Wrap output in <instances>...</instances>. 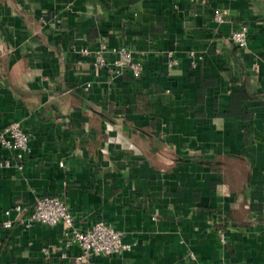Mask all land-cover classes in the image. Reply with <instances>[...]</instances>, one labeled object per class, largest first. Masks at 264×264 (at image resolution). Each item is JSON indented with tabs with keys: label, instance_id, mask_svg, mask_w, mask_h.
<instances>
[{
	"label": "crops",
	"instance_id": "0c3cea01",
	"mask_svg": "<svg viewBox=\"0 0 264 264\" xmlns=\"http://www.w3.org/2000/svg\"><path fill=\"white\" fill-rule=\"evenodd\" d=\"M101 40L141 73L77 64ZM12 120L30 151L0 165V264H76L61 224H3L46 194L81 229L123 231L131 247L95 264H264V0H0V128Z\"/></svg>",
	"mask_w": 264,
	"mask_h": 264
},
{
	"label": "built area",
	"instance_id": "2783aa9c",
	"mask_svg": "<svg viewBox=\"0 0 264 264\" xmlns=\"http://www.w3.org/2000/svg\"><path fill=\"white\" fill-rule=\"evenodd\" d=\"M224 18V11L219 9L214 11L215 20L222 21ZM248 31L246 24L233 27L228 34V39L237 46H244L247 42ZM74 50L78 55L77 64L80 65L85 59L91 58V64L98 72L102 71L114 76L123 73L126 69L135 75H139L142 71V65L134 59L132 49L123 44L112 46L109 49L107 43L101 40L97 48L81 45L75 47ZM105 51H111L112 58L106 57ZM175 63H177L175 58L169 61L170 65ZM89 85L90 83L87 82L86 86ZM0 144L12 152V155L0 159V165H13L19 171L23 170L24 158L30 151L29 134L19 121L12 120L0 128ZM12 209L18 214L14 219L8 217L3 221L6 227L12 226L16 221L27 226L35 222L48 225L61 224L65 244H76L80 247V252L74 255L76 264H95L91 259L93 254H121L131 247V243L124 241L123 231L103 219L95 221L86 229L79 228L68 203L58 195L39 196L30 210H26L20 202L14 203ZM9 212L10 209L7 208L5 214L8 216ZM221 239L224 240L223 235ZM191 256L193 257V254ZM195 264L220 263L196 261Z\"/></svg>",
	"mask_w": 264,
	"mask_h": 264
}]
</instances>
